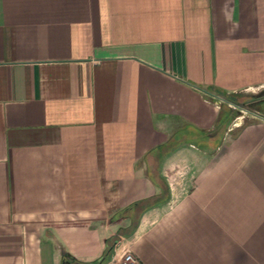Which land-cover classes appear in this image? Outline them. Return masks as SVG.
Here are the masks:
<instances>
[{"label": "crops", "instance_id": "crops-1", "mask_svg": "<svg viewBox=\"0 0 264 264\" xmlns=\"http://www.w3.org/2000/svg\"><path fill=\"white\" fill-rule=\"evenodd\" d=\"M262 89L264 0H0V264H264Z\"/></svg>", "mask_w": 264, "mask_h": 264}, {"label": "trees", "instance_id": "trees-1", "mask_svg": "<svg viewBox=\"0 0 264 264\" xmlns=\"http://www.w3.org/2000/svg\"><path fill=\"white\" fill-rule=\"evenodd\" d=\"M219 91V90H218ZM222 95H224L225 98H227L228 100L234 102V103H238L239 101L234 97V95L236 94H227L224 91H219ZM235 115V111L232 110V108H230V106L227 103H222L220 105V112L218 114V117L216 119V125L219 128H225L226 125H228L233 116ZM171 145L173 146L174 143L176 141L171 140ZM163 146L167 147L168 145H162L158 148H155V154L159 157L161 156L165 151L163 150ZM149 176L150 178L161 187V192L160 195L155 197L154 200H148V199H142V200H138L133 202L131 205H129L128 207L123 208L122 210H120L119 212H117L115 214V216L118 215H124V216H129L130 217V223L127 227L121 228L118 230V234L121 235H128L130 234L136 227L137 225V221H138V217L141 214V212L146 209L148 206L157 203V202H162L165 201L167 199V194H168V187L166 185V183L164 182V180H162V178H160L157 173L156 170H149ZM118 237L117 236H111L108 237L105 240V246H104V250L101 253V255L91 261H87V262H82V261H78V260H74L73 258H71L70 256H68L66 253L62 254V261L61 264H105L109 258L112 255L113 252V247L115 242L117 241Z\"/></svg>", "mask_w": 264, "mask_h": 264}, {"label": "rangeland", "instance_id": "rangeland-1", "mask_svg": "<svg viewBox=\"0 0 264 264\" xmlns=\"http://www.w3.org/2000/svg\"><path fill=\"white\" fill-rule=\"evenodd\" d=\"M239 99L238 103L228 104L235 111L231 124L234 123L236 126V124H241L244 121L264 114V89L257 91L253 95H246Z\"/></svg>", "mask_w": 264, "mask_h": 264}, {"label": "built area", "instance_id": "built-area-1", "mask_svg": "<svg viewBox=\"0 0 264 264\" xmlns=\"http://www.w3.org/2000/svg\"><path fill=\"white\" fill-rule=\"evenodd\" d=\"M122 264H139L137 258L129 251H125L121 256Z\"/></svg>", "mask_w": 264, "mask_h": 264}]
</instances>
